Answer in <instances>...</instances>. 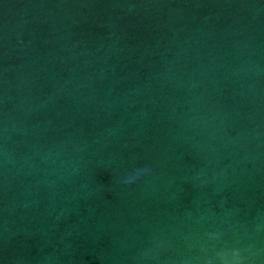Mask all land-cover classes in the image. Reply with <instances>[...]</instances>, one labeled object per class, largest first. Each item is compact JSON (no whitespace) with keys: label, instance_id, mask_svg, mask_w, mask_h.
Listing matches in <instances>:
<instances>
[{"label":"water","instance_id":"obj_1","mask_svg":"<svg viewBox=\"0 0 264 264\" xmlns=\"http://www.w3.org/2000/svg\"><path fill=\"white\" fill-rule=\"evenodd\" d=\"M0 264H264V0H0Z\"/></svg>","mask_w":264,"mask_h":264},{"label":"clouds","instance_id":"obj_2","mask_svg":"<svg viewBox=\"0 0 264 264\" xmlns=\"http://www.w3.org/2000/svg\"><path fill=\"white\" fill-rule=\"evenodd\" d=\"M233 255H237V253L234 252Z\"/></svg>","mask_w":264,"mask_h":264}]
</instances>
